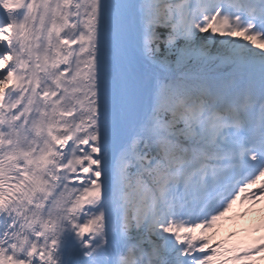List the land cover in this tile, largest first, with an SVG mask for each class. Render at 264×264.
Wrapping results in <instances>:
<instances>
[{"label":"snow or ice","instance_id":"6c2138e0","mask_svg":"<svg viewBox=\"0 0 264 264\" xmlns=\"http://www.w3.org/2000/svg\"><path fill=\"white\" fill-rule=\"evenodd\" d=\"M261 198L264 0H0V264H213Z\"/></svg>","mask_w":264,"mask_h":264},{"label":"rangeland","instance_id":"374dc122","mask_svg":"<svg viewBox=\"0 0 264 264\" xmlns=\"http://www.w3.org/2000/svg\"><path fill=\"white\" fill-rule=\"evenodd\" d=\"M258 221H259V220H258ZM223 248H224V247L221 246V250H222V251H223ZM257 253L260 254V255L263 254V252H257ZM225 254H226V253L223 252V255L217 258V264H220L221 259L225 256ZM238 264H247V263H238Z\"/></svg>","mask_w":264,"mask_h":264}]
</instances>
